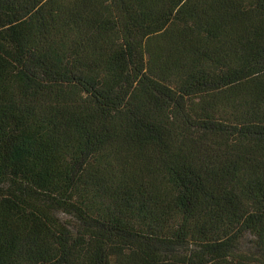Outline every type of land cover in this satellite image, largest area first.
<instances>
[{"label":"trees","instance_id":"obj_1","mask_svg":"<svg viewBox=\"0 0 264 264\" xmlns=\"http://www.w3.org/2000/svg\"><path fill=\"white\" fill-rule=\"evenodd\" d=\"M0 264H264V0H0Z\"/></svg>","mask_w":264,"mask_h":264}]
</instances>
